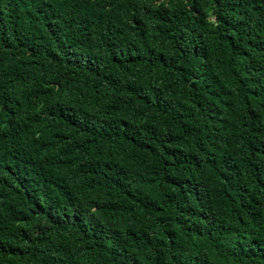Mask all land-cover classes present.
Returning a JSON list of instances; mask_svg holds the SVG:
<instances>
[{
	"label": "trees",
	"instance_id": "obj_1",
	"mask_svg": "<svg viewBox=\"0 0 264 264\" xmlns=\"http://www.w3.org/2000/svg\"><path fill=\"white\" fill-rule=\"evenodd\" d=\"M0 264H264V0H0Z\"/></svg>",
	"mask_w": 264,
	"mask_h": 264
}]
</instances>
